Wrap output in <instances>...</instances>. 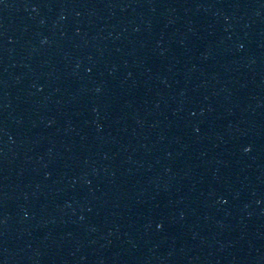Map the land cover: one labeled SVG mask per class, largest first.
Here are the masks:
<instances>
[{"label": "water", "instance_id": "1", "mask_svg": "<svg viewBox=\"0 0 264 264\" xmlns=\"http://www.w3.org/2000/svg\"><path fill=\"white\" fill-rule=\"evenodd\" d=\"M179 0H0V142Z\"/></svg>", "mask_w": 264, "mask_h": 264}]
</instances>
